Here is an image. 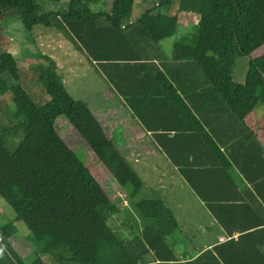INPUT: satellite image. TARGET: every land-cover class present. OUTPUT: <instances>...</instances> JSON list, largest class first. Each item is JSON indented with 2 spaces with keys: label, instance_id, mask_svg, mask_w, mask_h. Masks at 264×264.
<instances>
[{
  "label": "trees",
  "instance_id": "obj_1",
  "mask_svg": "<svg viewBox=\"0 0 264 264\" xmlns=\"http://www.w3.org/2000/svg\"><path fill=\"white\" fill-rule=\"evenodd\" d=\"M47 1L60 4L64 0ZM101 1L68 0L65 11L42 12L36 0H0V20L8 13L29 31L37 26L56 29L85 54L134 116L156 138L166 140L161 150L230 239L191 259H178L168 237L179 235L180 226L160 198L137 202L140 214L150 222L141 237L120 240L108 229L99 236L120 210L56 132V120L66 117L116 182L130 188L132 198L139 196L144 184L90 106L71 97L56 62L43 57L48 65L36 70L50 96L44 106L35 104L17 84L18 72H0V99L13 94L9 116L15 122L0 128V197L14 211L11 224L22 222L37 246L30 256L21 257L9 230L0 227V264H46L44 255L55 257L56 264H264V227L234 228L233 218L239 213L224 210L219 197L206 194L201 176L209 171L194 169V161H188L191 152L187 162H181L179 148L173 146L180 137L194 135L216 157L218 170L230 164L205 132L198 108L188 103L163 70L160 45L177 35L182 13L199 15L196 32H187L178 41L192 48L188 61L203 76L204 93L218 97L244 123L264 105V54L250 58L243 84L235 82L233 75L240 58L251 57L264 46V0H158L138 18H133L136 0H109V12L91 11ZM154 110L157 113L152 116ZM6 130L25 134L14 153L7 149ZM172 132L175 136L168 138ZM234 230H240L238 239ZM152 250L155 260L149 262L146 257Z\"/></svg>",
  "mask_w": 264,
  "mask_h": 264
},
{
  "label": "crops",
  "instance_id": "obj_2",
  "mask_svg": "<svg viewBox=\"0 0 264 264\" xmlns=\"http://www.w3.org/2000/svg\"><path fill=\"white\" fill-rule=\"evenodd\" d=\"M183 14L186 15L181 14L183 21L181 27L185 21L189 22L192 19L198 23L200 19V16L194 13ZM178 40L176 39V43L172 48L173 55L171 58H167L164 53L162 68L166 71L169 79L179 87L181 95L188 103L198 108L205 132L216 142L230 164L225 170H218L216 157L204 145L203 141L194 135L180 137L173 146L179 148L178 153L179 158H182L181 162H187V153L191 152L188 161L189 163L194 161V169L200 167L203 171H209V174L205 175L204 173L201 176V179L207 184L206 194L219 197L223 201L224 210L239 213L233 218L234 228L253 224H255L254 227H264V105L257 107L246 117L244 123L234 118L218 97L209 98L204 93V78L188 61L193 50L189 46L180 44ZM58 69H61L60 65H58ZM106 88L105 92L99 93L98 103L95 107L94 105L91 107L89 102H83L90 106L107 135L120 148L125 158L126 149L133 152L131 155L135 156L133 163H136L140 170L150 168L161 174V181H169L167 185L170 190H174L172 193L177 196L181 194L189 196L191 192L195 194L200 203L192 202L191 205L186 207L193 210L183 209L182 204L188 203V198L178 199L177 208L180 213H182L181 211L188 213V216L184 214L185 218L192 219L193 216L200 215L202 220L206 219L212 227L210 229L212 238L204 240L207 242L203 244L197 254H192V250L188 246H184L185 242H183L182 237L180 239L177 236H169L168 243L175 246L176 257L178 259H191L206 249H211L217 244L229 240V234L215 220L206 203L200 200L179 172V168L172 164L167 155L161 150V142H166V140L156 138L157 134L147 129L142 121L134 116L125 101L118 97L109 85ZM156 113L157 111L154 110L150 114L154 116ZM174 136L175 134L172 132L168 138ZM136 149H142L138 156L135 154ZM146 154H150L152 160L159 157L158 164L156 162L152 166L150 163L147 164ZM139 157H142V160ZM138 176L143 181L144 187L137 198L145 192L146 187L144 178L140 174ZM160 187L158 185L149 187L151 190L150 193L148 192V199H164L172 211L170 206L175 199L170 197V191L165 192L164 186ZM172 212L175 215V212ZM176 219L180 226V220L177 217ZM239 235L240 230H234V238L238 239ZM149 254L150 257L147 256L146 260L153 262L156 256L155 250H152Z\"/></svg>",
  "mask_w": 264,
  "mask_h": 264
},
{
  "label": "rangeland",
  "instance_id": "obj_3",
  "mask_svg": "<svg viewBox=\"0 0 264 264\" xmlns=\"http://www.w3.org/2000/svg\"><path fill=\"white\" fill-rule=\"evenodd\" d=\"M36 1L41 6L42 12H47L52 9L59 11L68 9V0H64L60 4L52 3L47 0ZM156 1L158 0H136L133 18H138L147 7ZM110 8L111 2H109V0H102L100 3L91 6V11L109 12ZM173 12H175V10H173ZM182 15L185 16L186 14L182 13ZM183 18L185 19V17ZM11 19L12 17L10 14L5 13L0 20V72H18L19 80L17 84L24 89L35 104L44 106L49 102L50 96L41 82L39 73L36 69L40 66H47L48 63L43 57H49L53 59L56 64L58 63L57 67L60 65L61 69H58V73L64 79L66 89L71 97L77 101L89 102L91 107H93V105L95 107L98 103L99 93L105 92L108 84L95 72L85 54L76 50L71 41L65 39L62 33L56 29L51 30L43 26H37L29 31L23 26L19 19ZM196 24L197 23L192 19H190L189 22L185 21L183 26L179 28L175 37L167 39L160 44L167 58H171L173 55L172 48L176 43V39L192 31ZM193 31L196 32V30ZM262 54H264V46L256 50L251 57L245 56L237 61L234 70V80L237 83L243 84L245 82L250 58L259 57ZM12 100L13 94H7L0 99V128L2 129L5 127L10 128L15 123L9 116L10 112L14 109ZM55 129L63 138L66 145L89 169L92 176L100 184L108 197L116 203L120 210L119 214L108 221L107 227L104 226L102 228L103 232L100 233L99 236H105L108 233V229L114 232L120 240L130 241L136 236L141 237L142 232L150 222L140 214L137 208V202L143 198L148 199L151 190L149 187L158 185L159 187L164 186L163 189L166 190L165 192L167 193L170 191V197L175 199L170 207L181 223V232L176 236L180 239L182 237L183 242H185L184 246H188L190 250H192V254H197L203 244L207 242L204 241L205 239L212 238V231L210 230L212 227L206 219L202 220L200 215L193 216L192 219L189 217L185 218L184 214L188 216V213L186 211H181L182 213H180V210L177 208L176 204L179 202L178 199L188 198V203L182 204L184 206L183 209L193 210L186 207L191 205L192 202L200 203L195 194L191 192L189 196H185L184 194L177 196L175 193H172L174 190H170L167 185L169 181H161V174L154 172L150 168L140 170L138 165L133 163V158H135V156H131L133 152L126 149L125 154L127 162L131 164L137 174H140L144 178L147 187H145V192H143L139 198L134 199L130 195V188L121 187L116 182L113 175L97 159L90 146L79 132L71 126L65 116L56 120ZM24 137L25 134L23 131L17 133L6 130L4 133V140L7 144V149L11 153H14ZM141 150L142 149H136V156L139 155ZM151 157L150 154L145 155V159L148 161L147 164L150 163L151 166L154 162L158 164L159 157L154 158V160H152ZM139 159L142 160V157H139ZM14 219V211L0 197V227L9 230L8 233L14 248L21 257L26 258L33 253L34 249H37V246L33 242L30 231L22 222H16L14 225L11 224ZM105 229L106 231L104 232ZM87 242L89 243L88 240ZM60 255L61 254L58 253L55 254L56 257ZM149 257L150 254H148V258ZM43 259L46 264H56V258L51 255H44Z\"/></svg>",
  "mask_w": 264,
  "mask_h": 264
},
{
  "label": "built area",
  "instance_id": "obj_4",
  "mask_svg": "<svg viewBox=\"0 0 264 264\" xmlns=\"http://www.w3.org/2000/svg\"><path fill=\"white\" fill-rule=\"evenodd\" d=\"M123 27H125V26L123 25Z\"/></svg>",
  "mask_w": 264,
  "mask_h": 264
}]
</instances>
